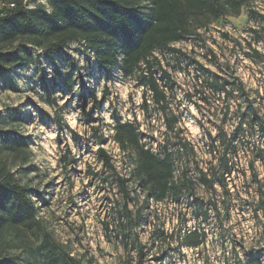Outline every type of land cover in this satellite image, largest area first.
<instances>
[{"label":"rangeland","instance_id":"obj_1","mask_svg":"<svg viewBox=\"0 0 264 264\" xmlns=\"http://www.w3.org/2000/svg\"><path fill=\"white\" fill-rule=\"evenodd\" d=\"M219 1L220 13L192 11L197 34L155 54L176 83L168 98V115L177 118L173 131L141 73L126 78L116 66L106 77L84 42L70 43L52 59L46 49L31 47L32 64L0 77V174L10 173L27 189L37 219L32 227L5 226L0 261L50 264L42 250L47 232L61 248L57 264H245L248 252L264 264V0ZM24 4L51 11L48 0ZM177 51L185 54L181 65ZM193 59L228 81L227 92L202 87ZM48 91L57 106L47 102ZM145 92L149 114L141 108ZM114 110L122 124L138 127L143 145L158 154L167 146L175 182L192 186L158 203L147 196L136 152L115 141ZM58 118L79 140L66 126L59 129ZM98 135L115 172L103 166ZM67 160L75 162L65 167ZM204 174L213 187L201 182ZM118 176L128 180V199Z\"/></svg>","mask_w":264,"mask_h":264},{"label":"trees","instance_id":"obj_2","mask_svg":"<svg viewBox=\"0 0 264 264\" xmlns=\"http://www.w3.org/2000/svg\"><path fill=\"white\" fill-rule=\"evenodd\" d=\"M5 7L0 9V77L9 69L29 66L35 61L31 47L46 49V55L52 59L54 54L66 48L72 42H84L87 50L93 52L99 68L106 77L111 76L114 67L119 69L124 77H132L140 72L144 86L148 89L151 101L156 110L165 119L168 130H175L176 117L168 115V98L175 92L176 83L155 54L157 51L171 50V45L197 34L192 24V11L209 10L220 13L223 4L219 0H48L51 11L43 7L29 8L24 0H3ZM246 0L239 1V6ZM148 4L150 9L143 11L142 5ZM10 5H14L11 7ZM23 40L21 47L14 52H7L9 47ZM259 54L257 51H255ZM176 58L181 65V57L177 51ZM193 70L201 86L210 87L213 92L225 93L229 82L193 59ZM192 64V65H193ZM159 74V77L157 76ZM69 84L73 81L69 80ZM237 90L246 95L242 82L235 83ZM105 90H107L105 88ZM83 96L81 107L85 117L91 118L92 110L86 111ZM203 98V97H202ZM208 101V97L203 98ZM148 93L145 92L141 108L149 114ZM47 102L57 106L47 92ZM93 103L100 108L97 98ZM252 115L256 112L252 109ZM116 122L115 141L122 151L134 150L137 154L138 172L149 185L147 196H152L155 202H161L169 195L179 197L183 188H190L192 182L185 180L180 186L174 178L173 153L167 146L161 154L154 152L142 144L138 127L132 123L122 124L117 111H113ZM60 130L66 124L62 119L56 121ZM73 138L79 140V135L69 129ZM211 137V134L208 133ZM98 154L105 169L116 171L112 158L104 145L103 135L97 136ZM67 153L70 150L67 149ZM65 159V158H64ZM75 161H66L65 167ZM201 182L209 187L214 186V179H208L204 174ZM117 182L124 198H130L128 180L117 177ZM126 206V210H127ZM200 212L207 216V211L200 207ZM141 217H138L136 225ZM37 223L34 203L28 196L26 188L17 184L10 173L0 174V232L5 226H19ZM43 256L50 264L60 260V245L47 232L42 243ZM142 254V247L139 250ZM245 264H258V258L251 252L246 253ZM0 264H16L13 261H0Z\"/></svg>","mask_w":264,"mask_h":264},{"label":"built area","instance_id":"obj_3","mask_svg":"<svg viewBox=\"0 0 264 264\" xmlns=\"http://www.w3.org/2000/svg\"><path fill=\"white\" fill-rule=\"evenodd\" d=\"M11 7H14V5H10Z\"/></svg>","mask_w":264,"mask_h":264}]
</instances>
